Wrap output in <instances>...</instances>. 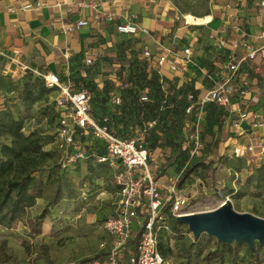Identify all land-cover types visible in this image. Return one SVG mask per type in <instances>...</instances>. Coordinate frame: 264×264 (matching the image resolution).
Returning a JSON list of instances; mask_svg holds the SVG:
<instances>
[{"label": "crops", "instance_id": "obj_1", "mask_svg": "<svg viewBox=\"0 0 264 264\" xmlns=\"http://www.w3.org/2000/svg\"><path fill=\"white\" fill-rule=\"evenodd\" d=\"M82 2H85V5H82ZM91 3L96 4L98 10L114 13L115 22L108 24L95 20L96 11L89 5ZM187 14L195 15L179 12L173 0H0V112H9L14 118L21 116V112H13L10 109L19 107L18 99L15 98L23 88L22 81L28 72L24 65H28L31 71L37 69L42 72H54L61 77L63 83L70 81L75 87L79 86L73 78L85 80L90 73V78L95 80L101 97L104 94H114L115 90L111 88L127 79L134 61L138 64L145 62L149 73L157 70L155 63L148 64L144 59V50L150 49L156 59L163 48H170L180 54L188 45L192 48L194 63L189 65L181 76L166 66L161 68V72L169 83L177 88V92L185 90L204 95L228 73V63L232 56L239 58L245 54V46L255 43L256 34L264 29V0H214L211 13L200 16L208 17L209 20L201 24L189 22ZM79 19L88 20L89 23L73 31L66 29ZM124 21H135L139 26L147 28L149 33L140 32L124 43L115 26L117 22ZM220 39L224 40L223 45L219 44ZM234 41L238 42L237 49L231 47ZM121 50L127 54L123 62L118 57ZM87 56L96 57L99 64L87 65ZM239 78L238 87H247L249 92L242 99L235 98L228 106L233 120L240 119L242 113H245L246 117L241 120L238 131L231 124L227 125L229 128L222 129L220 135H205L206 143L208 141L207 144L211 148L203 158V162L207 164L204 168L205 180L209 181L207 187L202 188L205 192H209L215 183H221L223 187L233 188L234 185L236 191L240 190L241 194H244L257 189L262 182V57L257 56L254 60L243 62ZM49 95L53 101L57 92L50 91ZM258 123L262 125L259 126ZM47 147L48 145L46 149L49 150ZM151 154L150 162L153 160L156 166L164 164L165 168L166 163H170L168 158L163 159V154H167L165 150L158 154L152 151ZM215 157L220 159L216 160ZM200 173L201 170L195 173V193H199L200 186L203 185ZM156 178L159 180L162 196L170 205L172 196L169 185L174 182L170 173H164L163 170ZM182 190L179 192L186 193ZM117 195L118 200V188ZM243 197L246 198L247 194ZM133 227L138 228L140 225L136 221ZM104 228L101 230L104 239L100 243L99 257H105L115 243V237ZM102 243L105 245L102 246ZM161 248L163 251L169 249L165 248L163 242ZM210 251L213 250H207ZM135 253L136 243L131 240L120 250L119 258L128 261ZM203 256L205 255L201 253V258ZM196 258L195 255H187L180 258L178 264H185L187 259ZM201 263L206 264L205 261Z\"/></svg>", "mask_w": 264, "mask_h": 264}, {"label": "rangeland", "instance_id": "obj_2", "mask_svg": "<svg viewBox=\"0 0 264 264\" xmlns=\"http://www.w3.org/2000/svg\"><path fill=\"white\" fill-rule=\"evenodd\" d=\"M173 2L181 13L189 12L203 16L211 13L214 0H173ZM120 60L123 62L125 58ZM90 77L92 76L89 73L85 80L78 78L72 80L79 87H91L89 90L93 96L95 94L98 97V92L94 93L93 89L96 82ZM22 86L23 88L15 98L18 99L19 107L10 110L21 112L25 118L26 129L31 130L33 128V130L41 132L48 145L47 148L52 152V157L40 172L41 177L50 182L45 198L40 199L38 205L29 211V216L33 217L39 214L44 208H48V215L45 218L42 232L38 234L34 233L25 222L7 230L0 228V264H81L85 262L84 260L99 255L100 243L104 239L101 230L105 227L107 218L114 215L116 211L119 199L117 200L114 169L108 163L97 162L93 155V140L88 137L83 140L82 136L78 134L76 146L86 151V158L78 161L73 167L64 170L62 163L67 147L54 130L53 116L56 109L53 101L49 98L50 90L46 87L43 78L36 75L33 70H28L22 81ZM140 86L138 93L143 91L141 94H146L143 87ZM113 87L111 89H114L115 92L108 95L109 101L105 105L107 113L111 116L116 111L114 105H117L113 101L114 95H122L123 91L126 90L121 84ZM185 94L186 92L171 91L169 107L163 109L161 119L143 135H141L142 129L151 122L150 112L144 113L140 118L144 122L147 121L146 124L136 121L138 117L137 119H119L116 121L117 124L113 125L115 130L123 134L128 132L132 133L133 136H141L150 150L154 146V151L157 154L167 147V154H163L164 160L174 152L182 150L186 145L185 153L168 160L170 163L165 165L164 173H170L173 181L186 167L199 164L203 161L204 156L209 153L211 148L207 144L208 141L206 143V134H211L213 137L220 135L222 129L229 128L227 125L230 126L236 120H233L229 106L210 104L200 118L203 148L199 155L191 156L187 134L191 129L192 122L197 118L198 112L193 115L185 114L183 109L186 103ZM135 101L136 99L133 98L130 100L131 103ZM16 104L17 102L13 105ZM7 114L9 112H0V120L5 119ZM3 140L0 137V144ZM218 159L220 158L217 157L216 160ZM171 166L172 168H170ZM237 166H239L238 162ZM205 167L207 165L197 166L188 180L186 179L182 185L177 184L176 186L178 193L185 189L182 192L186 193L181 194L190 197L186 211L216 209L224 200L225 195L230 198L231 203L229 204H231L232 211L239 215H250L264 221V171L263 175H260L262 182L259 183L257 189L244 193L247 194V197L244 198V194H241L240 190L236 191L234 185L232 188L223 187L221 183H215L209 192L202 190L209 183L205 180ZM198 170H201L203 185L200 186V192L195 193L196 185L194 183L197 182L195 173ZM170 207L171 205H166L165 215L170 220L171 229L164 233L161 242L165 248H169L164 252L176 263L180 258L187 255H195L196 253L206 255L207 250L212 249L215 252H223L225 255L224 264H249V262L253 263L249 248L254 247L259 258V264H264V242L259 237L254 238L250 243L244 238L222 241L220 239L222 235L209 234L208 231H202L195 235L191 224L174 217L170 213ZM200 248L201 251L199 252Z\"/></svg>", "mask_w": 264, "mask_h": 264}, {"label": "built area", "instance_id": "obj_3", "mask_svg": "<svg viewBox=\"0 0 264 264\" xmlns=\"http://www.w3.org/2000/svg\"><path fill=\"white\" fill-rule=\"evenodd\" d=\"M82 5H85V2H82ZM89 5L95 9V20L98 22L105 21L108 24L115 22L114 13L98 10V6L94 3ZM88 23V20L79 19L68 25L66 29L73 31ZM115 26L122 35V41L129 42L140 32L149 33L147 28L139 26L135 21L117 22ZM219 44L223 45L224 40L220 39ZM231 47L237 49L238 42H232ZM245 48L246 53L239 58L236 55L232 56L228 63V73L204 95L187 92L185 114L193 115L198 112L197 118L192 122L191 129L187 134L191 156L199 155L203 148L200 118L206 108L212 103L228 106L235 98L242 99L247 96L249 89L238 87L240 83L239 70L243 62L254 60L257 56L264 60V29L256 34L255 43H249ZM118 57L119 59L126 58L127 54L121 50ZM143 57L148 64L155 63L157 71L161 75H163L161 68L166 66L181 76L185 69L194 63L192 48L189 45L184 47L180 54L170 48H163L156 59L151 50L146 49L143 52ZM85 63L89 66L99 64L94 56H87ZM24 69L30 70V67L24 65ZM33 72L43 78L48 88L57 92L54 98L57 111L55 131L67 147L62 168L69 169L78 161L86 158V151L76 146L77 135L80 134L90 135L103 144L105 152L98 153L93 149V155L97 162L108 163L114 169V182L120 198L114 215L107 218L104 225L106 230L115 237V243L105 257L81 264H178L160 249L163 232L171 229L170 220L165 215L168 200L161 194L159 180L155 177L150 166L152 154L142 137L120 136L114 130L109 115H96L93 112V95L89 88L75 87L70 81L63 83L61 77L54 72H42L37 69H34ZM131 85V81L127 79L121 81L123 88H128ZM147 90L145 89V92ZM141 99L146 100L147 97L143 95ZM113 101L115 104H121L122 98L119 94H115ZM245 117L246 114L242 113L240 119L234 121L233 126L237 131L240 129L241 120ZM154 123L155 121L149 125L152 126ZM257 125L260 126L262 123ZM143 134L142 131L141 135ZM177 179L169 185V191L172 196L170 213L178 219L188 208L190 197L177 192ZM142 213H147L148 216L142 217ZM136 221L141 228V234L136 243V253L128 261H125L119 258L120 250L131 239ZM101 245L104 246L105 243Z\"/></svg>", "mask_w": 264, "mask_h": 264}, {"label": "trees", "instance_id": "obj_4", "mask_svg": "<svg viewBox=\"0 0 264 264\" xmlns=\"http://www.w3.org/2000/svg\"><path fill=\"white\" fill-rule=\"evenodd\" d=\"M123 42L127 43L128 41ZM127 80L131 81L132 85L125 88L126 90L123 91L122 95L119 94L122 98V102L121 104L114 105L116 111L113 112V116L107 113L105 106L109 101L108 95L110 94H104L101 97L99 95L96 97L94 94L92 104L93 112L96 115H99L98 112L109 115L112 125L117 124L116 121H119V119H137L138 117L136 121L146 124L147 121L144 122L140 118L144 113L150 112L151 122L155 121V123H157V121L161 119L163 109L169 107L168 103L171 101V91H177V88L170 84L167 78L161 75L157 70H153L149 73L146 70L145 62H143V64H138L134 61L133 66L130 67ZM91 83L95 84L94 82ZM95 85V88H93L94 93L98 92L97 84ZM139 85L143 87L144 91L148 89L146 94H141L143 91H140L141 95L138 93ZM88 88L91 89V87ZM48 89L53 91L51 88ZM183 92L186 91L184 90ZM143 95L147 97L146 100L141 99ZM99 97L102 102L101 104L99 102ZM131 98L136 99V101L131 103ZM186 103L183 108L184 112ZM53 104L55 107L54 99ZM96 105H100L101 107H96ZM56 117L57 111L53 116L54 130L56 127ZM151 122L147 123L142 129L143 133L154 127L153 125H149ZM115 131L118 135L123 137H134L132 133L127 132L123 134L118 130ZM81 136L83 140H85L86 137L92 139L94 142L93 149L98 153L105 152L102 143L93 139L90 135ZM0 137L4 139L0 144V228L7 230L16 227L19 223L25 222L34 233H41L45 218L48 215V208H44L42 212L33 217L29 216V211L37 204L38 199L45 198V193L50 182L48 179L44 180L40 172L43 166L52 157V152L46 149L47 143L41 132L26 129L25 118L22 115L19 116V118H14L7 114L5 119H1ZM167 149L166 147L165 152ZM150 151H154V146H152ZM185 151L186 148H182V150L174 152L168 157L167 161L174 157H178L182 153H185ZM201 165L207 164L201 161L197 165L186 167L179 175L177 184L182 185L193 173L195 168ZM150 166L155 177H157L158 174H162L164 170V164L156 166L153 160H151ZM141 216L147 217L148 215L147 213H142ZM140 234L141 228L133 227L132 237L129 241L133 240V242L137 243ZM160 249L162 250L161 243ZM249 250L253 257V263L249 262V264H259L256 249L252 247L249 248ZM162 252L167 256L163 250ZM195 257H197L194 259L195 261L187 259L185 264H202L201 261H205L206 264H224L225 261V255L222 251H210L202 258L201 253H196ZM96 258H99V255H95L84 261H92ZM200 258L201 260H199Z\"/></svg>", "mask_w": 264, "mask_h": 264}, {"label": "water", "instance_id": "obj_5", "mask_svg": "<svg viewBox=\"0 0 264 264\" xmlns=\"http://www.w3.org/2000/svg\"><path fill=\"white\" fill-rule=\"evenodd\" d=\"M178 220L189 222L195 235L208 231L209 234L222 235L220 237L222 241L244 238L251 243L254 238L259 237L264 242V221L250 215L235 213L231 209V204H226L225 211L216 217L186 218L180 216Z\"/></svg>", "mask_w": 264, "mask_h": 264}, {"label": "bare ground", "instance_id": "obj_6", "mask_svg": "<svg viewBox=\"0 0 264 264\" xmlns=\"http://www.w3.org/2000/svg\"><path fill=\"white\" fill-rule=\"evenodd\" d=\"M186 18L189 22L195 23V24H201V23H205L209 20V18L207 17H200V16H196V15H191V14H187ZM230 198L228 196L224 195V200L220 203L219 207L216 209H212V210H201V211H193V210H189V211H185L183 216L186 218H193V217H216L219 214L223 213L225 211V205L231 203Z\"/></svg>", "mask_w": 264, "mask_h": 264}]
</instances>
